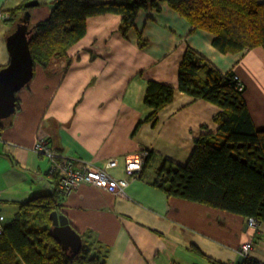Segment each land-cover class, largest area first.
Masks as SVG:
<instances>
[{"label": "crops", "instance_id": "crops-1", "mask_svg": "<svg viewBox=\"0 0 264 264\" xmlns=\"http://www.w3.org/2000/svg\"><path fill=\"white\" fill-rule=\"evenodd\" d=\"M26 1L38 3L26 8L31 38L58 0H0V67L11 59L7 39L16 28L8 23L10 11ZM150 5L127 34L119 15L89 18L86 36L68 56L34 66L33 79L17 94L15 115L0 119L6 123L0 131V213L8 221L32 198L58 192L53 227L54 214L67 219L105 264H236L246 243H254L248 258L264 264V223L253 229L246 217L169 196L154 185L161 167L190 162L196 139L220 133L214 119L221 110L177 91L154 125L146 104L149 81L178 90L179 67L192 48L223 74L234 70L242 79L254 124L263 130L264 93L253 75L264 65V50L223 54L211 34L195 30L166 2ZM40 139L56 159L77 165L118 160L110 174L129 181L124 195L86 184L63 193L50 158L33 150ZM141 150L150 156L130 177L126 158Z\"/></svg>", "mask_w": 264, "mask_h": 264}, {"label": "trees", "instance_id": "trees-1", "mask_svg": "<svg viewBox=\"0 0 264 264\" xmlns=\"http://www.w3.org/2000/svg\"><path fill=\"white\" fill-rule=\"evenodd\" d=\"M27 2L10 11L8 23L14 28L27 12ZM158 2H166L195 30L211 34L214 47L223 54L264 50V3L259 0H58L31 37L34 66L68 56L86 36L89 18L119 15L121 31L127 34L140 12ZM234 76V70L223 74L188 48L179 67L178 90L149 81L146 104L153 109L148 120L154 125L177 91L221 110L214 119L220 133L196 139L190 162L161 167L154 185L169 196L264 223V129L256 128L245 92L236 88ZM5 125L0 121V131ZM60 208L58 192L22 204L0 235V264H105L104 255L94 253L93 244L85 239L78 253L64 250L52 232L51 214ZM242 264L263 263L246 258Z\"/></svg>", "mask_w": 264, "mask_h": 264}, {"label": "water", "instance_id": "water-1", "mask_svg": "<svg viewBox=\"0 0 264 264\" xmlns=\"http://www.w3.org/2000/svg\"><path fill=\"white\" fill-rule=\"evenodd\" d=\"M36 1L28 2L25 7L31 9L37 6ZM31 13L27 11L20 20L16 30L7 39L11 56L10 63L0 70V119L6 120L15 115L18 106L17 94L31 82L34 76V59L31 53L29 37L33 29L29 28ZM52 229L56 240L63 245L64 250L78 253L83 247L82 236L70 225L67 219L57 214L53 215ZM245 260L243 256L236 264Z\"/></svg>", "mask_w": 264, "mask_h": 264}, {"label": "built area", "instance_id": "built-area-1", "mask_svg": "<svg viewBox=\"0 0 264 264\" xmlns=\"http://www.w3.org/2000/svg\"><path fill=\"white\" fill-rule=\"evenodd\" d=\"M235 79L238 82V89L242 91L244 89L242 83L238 77ZM33 150L37 154L45 155L50 158L52 164L50 172L53 176L57 177L59 188L67 195L72 193L82 184L91 185L116 195H123L129 184L126 179H118L111 176L110 171L117 168L119 165V162L116 159L108 161L103 167H96L92 164L77 165L76 161L69 158L56 159L55 155L49 148V143L46 140L41 139L35 145ZM148 155L149 152L144 150L127 157V174L133 176L135 173L141 171ZM5 221V216L0 214V235L4 231ZM248 225L253 229H258L259 222L250 218ZM253 247L254 243H246L242 245V254L249 256Z\"/></svg>", "mask_w": 264, "mask_h": 264}, {"label": "rangeland", "instance_id": "rangeland-1", "mask_svg": "<svg viewBox=\"0 0 264 264\" xmlns=\"http://www.w3.org/2000/svg\"><path fill=\"white\" fill-rule=\"evenodd\" d=\"M253 82L262 84V85L257 84L259 86L258 91L264 93V65H262L260 67V69L257 70V72L253 75ZM255 92H256V90H255ZM262 93H260V94H262ZM262 95H264V94H262ZM245 99L247 100V97H245Z\"/></svg>", "mask_w": 264, "mask_h": 264}, {"label": "bare ground", "instance_id": "bare-ground-1", "mask_svg": "<svg viewBox=\"0 0 264 264\" xmlns=\"http://www.w3.org/2000/svg\"><path fill=\"white\" fill-rule=\"evenodd\" d=\"M236 77H238V76H234V81H235V83H236V88L238 89V86H237V84H238V82L236 81ZM239 78V77H238ZM239 80H240V82L242 83V85H243V87H244V89L242 90L243 92H245V85H244V82L242 81V79L241 78H239ZM239 90V89H238ZM240 91V90H239ZM244 96H245V93H244ZM262 129H264V128H262ZM141 151H144V150H141ZM141 151H139V152H141ZM145 151H148V150H145ZM139 152H137V153H139ZM149 152V151H148ZM134 154H136V153H134ZM134 154H132V155H134ZM132 155H130V156H132ZM149 156H150V152H149V155L147 156V158H146V161H145V163H144V165H143V168H144V166H145V164H146V162H147V160H148V158H149ZM129 157V156H128ZM127 159V158H126ZM128 165V164H127ZM119 166V165H118ZM126 166V165H125ZM143 168H142V170L141 171H139V172H137V173H135L136 175H138V174H140L142 171H143ZM128 173V172H127ZM126 173V174H127ZM135 174L133 175V176H135ZM133 176H130V177H133ZM127 180V179H126ZM128 181V180H127ZM128 183H129V181H128ZM129 185V184H128ZM106 191V190H105ZM108 192V191H107ZM109 193H111V192H109ZM111 194H113V195H116V194H114V193H111ZM124 195V194H123ZM117 196H122V195H117ZM1 214V213H0ZM3 215V214H2ZM6 218V217H5ZM249 219L250 218H248V220H247V222L249 221ZM6 222H7V219H6V221H5V224H6ZM240 253H241V256H243L245 259L246 258H248L249 256H245V255H243L242 254V252L240 251ZM240 264H242V263H240Z\"/></svg>", "mask_w": 264, "mask_h": 264}]
</instances>
